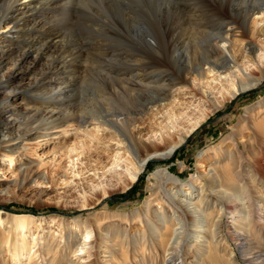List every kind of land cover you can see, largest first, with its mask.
Listing matches in <instances>:
<instances>
[{
	"label": "rangeland",
	"instance_id": "obj_1",
	"mask_svg": "<svg viewBox=\"0 0 264 264\" xmlns=\"http://www.w3.org/2000/svg\"><path fill=\"white\" fill-rule=\"evenodd\" d=\"M261 6L264 0H59L39 13L38 20L54 24L51 32L60 34L59 46L42 53L32 70L19 71L12 84L18 88L10 100L19 111L11 109L10 102L0 108V116L14 113L10 120L17 116L15 125L25 120V130L33 128L38 133L21 143L16 164L8 169L10 154L3 148L0 123V209L26 216L25 238L19 241L26 248L33 247L29 254L5 249L0 258L6 264H15V255L20 264H48L43 240L60 241L61 248L66 243L65 227L86 220L90 223L87 233L78 227L73 230L77 245L65 248L63 254L58 249L64 255L62 264H116L110 256L112 243L97 234V217L106 216L105 225L114 213L126 212L130 218L149 197L153 198L151 207L161 211L174 192L168 189V180L176 177L186 183L192 176L206 173L209 165L222 159L218 146L231 148L223 138L244 108L264 96V15L254 14ZM254 19L259 23L254 25ZM234 21H247L244 37L256 46L255 54L250 59L239 55L238 66L198 79L194 69L213 53L221 32L233 29L234 39L241 36L242 30L230 23ZM37 36L39 42L45 37ZM242 73L261 80L228 97L227 86ZM34 80H38L36 86L28 89L27 82ZM6 89L0 85V106ZM53 92L56 95L51 96ZM41 96L55 101L47 107ZM223 96L227 99L222 100ZM96 116L119 120L112 127L97 122ZM50 119L56 125L48 128ZM194 121L196 125L170 157L148 159L136 178L129 180L125 165L132 154L125 141H117L119 130L140 131L149 151H163ZM45 132L49 134L46 138L42 136ZM242 139L236 137L240 144ZM210 147L216 150L203 159L207 166L200 167V153ZM240 160L253 175L250 159L243 156ZM28 163L33 170L22 181ZM163 168L168 174L160 173ZM19 180L20 185L15 186ZM4 187H9L8 193ZM102 189L106 194L102 195ZM85 199L89 204L83 206ZM224 220L229 219L225 216ZM120 225L127 226V234L141 227L137 219L122 220ZM263 241L254 247L264 250ZM227 243L225 261L248 264L236 241L228 238ZM229 249L234 251L233 261ZM125 253H120L119 264H138L132 248Z\"/></svg>",
	"mask_w": 264,
	"mask_h": 264
},
{
	"label": "bare ground",
	"instance_id": "obj_2",
	"mask_svg": "<svg viewBox=\"0 0 264 264\" xmlns=\"http://www.w3.org/2000/svg\"><path fill=\"white\" fill-rule=\"evenodd\" d=\"M58 1L0 0V72L3 71L0 73V85L3 84V87L8 89L0 108H6L9 102L12 104L10 101L12 94L18 88L17 85L12 84L15 83L19 71L24 68L32 70L41 60L42 53L58 48L60 34L51 32L54 24L50 20L37 19L39 13ZM254 14L263 16L264 6L258 7ZM259 21L254 19L253 24L256 25ZM230 23L235 25L233 27L242 30L239 33L241 36L234 39L236 36L232 28V30L222 31L214 42L213 53L194 69L198 79H202L206 73L223 72L238 66L239 55L240 58L250 59L255 54L256 46L249 38L244 37L246 30L243 27H247V21ZM37 33L45 35L40 42L37 40ZM237 42L238 49H236ZM259 57L261 59V56ZM4 70H7V73ZM261 77H264V73ZM260 80V77H254L251 73L235 75L234 80L227 86L226 93L228 97L233 96L236 92L255 87ZM37 82L38 80L29 81L26 85L29 89ZM52 95H56L55 92L51 93ZM224 99L227 97L223 96L222 100ZM41 101L48 107L55 100L41 96ZM5 102L8 104H3ZM10 107L19 111L16 103ZM216 107L213 106V109ZM47 112L51 113V110ZM10 115L0 116L3 148L10 154L8 169L16 164L18 155L15 153L19 150L21 143L28 141L33 134L36 136L38 134L33 128L25 130L27 129L24 126L25 120H19L15 125L18 118L13 117L15 120L12 122ZM96 120L101 124L114 127L113 124H117L119 119L106 120L96 116ZM53 122V119L46 121L51 124L48 128L56 125ZM195 125L196 121L190 123L179 132L177 140L170 141L163 151H149L148 146L141 140L140 131L138 135L118 129L117 141L119 143L125 141V148L132 154V159L125 165L129 180L136 178L137 174L144 169L148 159L170 157L177 145ZM47 135L49 134L46 132L42 134L45 138ZM237 136L244 138L242 144L236 141ZM163 140L168 141V138L163 137ZM225 140H228V146L231 148L219 145V154L222 159L217 160L214 165H209L208 171L201 173L202 177L201 175L192 176L186 183L176 177L168 180L170 182L168 189L174 192L168 195L170 201H167L168 205L161 211L151 207L153 198L149 197L143 201L141 208L131 212L130 218L127 217L126 212L114 213L109 217L119 216V218H110V223L105 225L102 220L106 216L97 217V234L101 239L107 238L106 241L112 243L114 251L110 256L116 264H119L118 259L123 256L122 254L120 256L122 250L126 255L125 252L129 247L132 248L138 264L149 262L151 264H228L223 252L228 245V238L236 241L237 249L246 263L264 264V250L257 249L253 245L254 243L257 245V242H262L264 239V96L255 104L244 108V113L237 119L230 133L223 138V142ZM213 148H206L200 153L202 159L198 164L200 167L207 166L203 163V159L208 153L216 150ZM243 156L253 163V175L250 173L251 169L247 170L242 163H239ZM114 165L117 163L114 162ZM32 170V166L28 163L23 169L22 181L29 177ZM246 170L252 177L249 180L246 179L248 175L243 174ZM160 173L168 174L166 168H163ZM20 183V180L14 182L15 186H19ZM122 183L127 184L125 180ZM183 185L187 187L182 188ZM3 190L8 193L9 187H4ZM106 192L105 189L101 191L102 195ZM88 204V199L82 202L83 206ZM2 213L4 212L0 209V255L5 249L12 253L21 249L23 254H29L33 246L26 248L19 241L25 238L23 230L26 229V216H13L8 212L1 216ZM225 216L229 219L226 222ZM130 219H137L138 224H141L134 234H127V226L120 225V221H130ZM76 227L87 233L90 223L85 220L68 224L65 227L67 229L66 243L61 248L60 241L53 238L43 240L42 247L48 264H62L63 250L71 245H77L78 239L74 238L73 231ZM190 237H194V241L190 242ZM59 248L62 249V254L57 252ZM73 251H76V248ZM232 255L234 251L229 249L230 260L233 261ZM12 262L20 264L21 259L15 255L12 257ZM0 264H6V260L0 258Z\"/></svg>",
	"mask_w": 264,
	"mask_h": 264
}]
</instances>
